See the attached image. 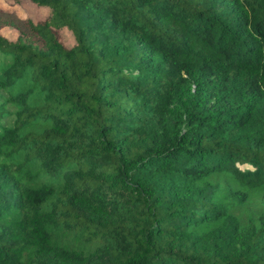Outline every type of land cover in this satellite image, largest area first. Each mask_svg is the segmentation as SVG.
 Masks as SVG:
<instances>
[{
  "label": "trees",
  "instance_id": "1",
  "mask_svg": "<svg viewBox=\"0 0 264 264\" xmlns=\"http://www.w3.org/2000/svg\"><path fill=\"white\" fill-rule=\"evenodd\" d=\"M29 1L0 9V264H264V0Z\"/></svg>",
  "mask_w": 264,
  "mask_h": 264
},
{
  "label": "rangeland",
  "instance_id": "2",
  "mask_svg": "<svg viewBox=\"0 0 264 264\" xmlns=\"http://www.w3.org/2000/svg\"><path fill=\"white\" fill-rule=\"evenodd\" d=\"M0 9L5 12H13L19 16H28L33 20L42 19L46 13L44 6L35 5L29 0H0ZM0 32L8 38H13L16 34V31L11 26L1 27ZM60 35L65 44H71L73 42V37L67 29H61ZM259 203L260 199L258 197L250 202L252 206H259Z\"/></svg>",
  "mask_w": 264,
  "mask_h": 264
}]
</instances>
